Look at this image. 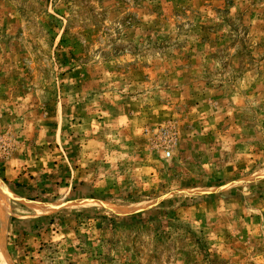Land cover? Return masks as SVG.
<instances>
[{"label": "rangeland", "instance_id": "374dc122", "mask_svg": "<svg viewBox=\"0 0 264 264\" xmlns=\"http://www.w3.org/2000/svg\"><path fill=\"white\" fill-rule=\"evenodd\" d=\"M0 181L7 264H264V0H0Z\"/></svg>", "mask_w": 264, "mask_h": 264}, {"label": "built area", "instance_id": "2783aa9c", "mask_svg": "<svg viewBox=\"0 0 264 264\" xmlns=\"http://www.w3.org/2000/svg\"><path fill=\"white\" fill-rule=\"evenodd\" d=\"M144 134L152 146L162 153L163 157L169 158L176 145L177 131L173 123L167 122L164 125L146 128Z\"/></svg>", "mask_w": 264, "mask_h": 264}, {"label": "bare ground", "instance_id": "6f19581e", "mask_svg": "<svg viewBox=\"0 0 264 264\" xmlns=\"http://www.w3.org/2000/svg\"><path fill=\"white\" fill-rule=\"evenodd\" d=\"M9 200H10V193L6 189V187L3 185V183L0 181V214H2V218H4V217L7 218V216H5V214L8 215L11 212ZM37 211L39 213H42V214H47L50 210H48L47 208H41V209H38ZM36 214H38V213H36ZM5 259H6V257L3 258V254L0 251V264H7Z\"/></svg>", "mask_w": 264, "mask_h": 264}, {"label": "trees", "instance_id": "16d2710c", "mask_svg": "<svg viewBox=\"0 0 264 264\" xmlns=\"http://www.w3.org/2000/svg\"><path fill=\"white\" fill-rule=\"evenodd\" d=\"M45 218H47V217H45Z\"/></svg>", "mask_w": 264, "mask_h": 264}]
</instances>
